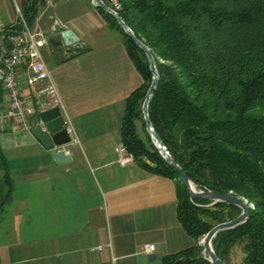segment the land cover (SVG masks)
Here are the masks:
<instances>
[{
    "label": "trees",
    "instance_id": "obj_1",
    "mask_svg": "<svg viewBox=\"0 0 264 264\" xmlns=\"http://www.w3.org/2000/svg\"><path fill=\"white\" fill-rule=\"evenodd\" d=\"M118 2L120 17L155 58L160 78L149 116L156 133L198 190L233 194L250 205L244 224L216 236L215 252L232 264L238 247L245 254L243 264H264V0ZM48 6L47 0H27L21 12L30 26ZM97 9L123 38L143 79L125 103L122 143L140 166L176 183L178 220L195 241L160 264H212L202 240L242 209L191 198L147 131L143 105L154 77L148 57L112 14ZM14 28L20 30L21 23ZM0 169L1 221L14 200V180L3 154Z\"/></svg>",
    "mask_w": 264,
    "mask_h": 264
},
{
    "label": "crops",
    "instance_id": "obj_2",
    "mask_svg": "<svg viewBox=\"0 0 264 264\" xmlns=\"http://www.w3.org/2000/svg\"><path fill=\"white\" fill-rule=\"evenodd\" d=\"M26 1L0 0V28L19 23ZM49 6L64 26L60 33L73 31L82 45L67 54L61 39L54 45L48 36L41 50L79 144L63 149L71 160L59 165L32 131L13 122L0 128V154L14 180L13 203L0 221V263L160 264L195 241L178 220L176 183L117 162L125 103L143 79L93 0ZM21 82L33 95L25 75ZM31 123L35 128L40 117ZM148 245L156 246L153 254ZM99 246L104 250H93Z\"/></svg>",
    "mask_w": 264,
    "mask_h": 264
},
{
    "label": "built area",
    "instance_id": "obj_3",
    "mask_svg": "<svg viewBox=\"0 0 264 264\" xmlns=\"http://www.w3.org/2000/svg\"><path fill=\"white\" fill-rule=\"evenodd\" d=\"M47 1L51 4V0ZM106 2L119 14L121 5L118 0ZM19 14L20 30L14 26L10 29L0 28V128L13 122L22 130L31 132L33 117H40L42 112L54 107H59L62 112L64 104L41 51L49 45L48 35L39 27L32 30L20 10ZM20 69H24V72ZM23 75L26 76L28 86L33 89V95L25 94L21 82ZM66 121L72 137L71 143L79 144L72 123ZM117 154V162L122 166L136 163L134 155L123 143L117 148ZM93 250L103 251L104 247L99 246ZM155 250V245L145 247L147 254H153Z\"/></svg>",
    "mask_w": 264,
    "mask_h": 264
},
{
    "label": "water",
    "instance_id": "obj_4",
    "mask_svg": "<svg viewBox=\"0 0 264 264\" xmlns=\"http://www.w3.org/2000/svg\"><path fill=\"white\" fill-rule=\"evenodd\" d=\"M97 8H102L106 12L112 14L118 23L122 26L124 31L141 47L149 60L150 68L153 73V82L148 90L144 105L143 113L147 125V131L150 134L155 146L158 148L160 154L167 161V163L174 168L183 178L185 185L188 188L189 194L193 199H206L212 201L213 204L227 203L233 204L242 209V213L236 219L225 222L214 227L202 240L204 246V254L208 257L212 264H226L221 260L215 252L213 241L216 236L226 230L237 228L244 224L250 217V205L246 200H242L233 194H219L215 191L198 190L196 185L191 181L183 168L176 162L170 154L167 146L163 143L159 135L153 128L149 116V104L154 94L159 81V73L157 70L155 58L147 45L140 41L132 31V29L122 20L120 15L114 12L106 2V0H93ZM38 26L48 36L52 37V44H57V40L61 39V48H68L67 54L71 52L70 47H81L77 36L71 30H60L64 28L63 24L57 17V14L52 6H49L43 16L38 20ZM41 123L32 130V134L44 145L48 150H53V156L57 164H64L71 160V156L63 149L71 145L72 137L68 130V123L63 116L59 107H54L50 110L44 111L40 114ZM155 260V258H154Z\"/></svg>",
    "mask_w": 264,
    "mask_h": 264
},
{
    "label": "rangeland",
    "instance_id": "obj_5",
    "mask_svg": "<svg viewBox=\"0 0 264 264\" xmlns=\"http://www.w3.org/2000/svg\"><path fill=\"white\" fill-rule=\"evenodd\" d=\"M38 22V21H37ZM37 22H36V24L34 23H32V24H30V27H31V29L32 30H34L35 28H36V25H37ZM19 23H21V21H19ZM47 53H46V51L44 50L43 51V56H44V58H45V61L47 62V55H46ZM139 134H140V136L141 137H146V135H145V133H144V130H143V126H142V124L140 123L139 124ZM244 256H245V254H244V251H243V249L242 248H238V247H236L235 249H234V251H233V254H232V264H243V260H244ZM1 264V263H0Z\"/></svg>",
    "mask_w": 264,
    "mask_h": 264
}]
</instances>
